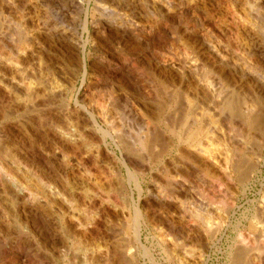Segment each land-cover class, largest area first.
<instances>
[{
	"label": "bare ground",
	"instance_id": "6f19581e",
	"mask_svg": "<svg viewBox=\"0 0 264 264\" xmlns=\"http://www.w3.org/2000/svg\"><path fill=\"white\" fill-rule=\"evenodd\" d=\"M263 165L264 0H0V186L17 209L47 217L70 194L82 241L111 216L115 264L137 260L129 207L136 243L155 221L181 264H207L229 230L230 261L264 264V191L230 223Z\"/></svg>",
	"mask_w": 264,
	"mask_h": 264
},
{
	"label": "rangeland",
	"instance_id": "374dc122",
	"mask_svg": "<svg viewBox=\"0 0 264 264\" xmlns=\"http://www.w3.org/2000/svg\"><path fill=\"white\" fill-rule=\"evenodd\" d=\"M82 19H84V16H82ZM77 32L79 35L83 36L81 29H78ZM90 50L91 48H88V52ZM87 62L90 64L91 60L88 59ZM88 93V89L85 88L82 91V96L83 94L88 95ZM27 142H30L31 145L35 144L34 146H36V141H32L31 143V141L28 140ZM0 171L3 172L2 170ZM63 173L64 172H61L64 177L65 175ZM18 177L19 176L12 175L14 183H19V186L22 183L21 186H23L25 182L21 180V177ZM28 183L27 186H30L29 189L33 188L34 182ZM144 186V188L147 189V187L150 186V181L147 180ZM0 189L2 190V187ZM129 190L132 194H127V197L135 203L140 201L141 208L145 214L148 211L150 212V200L148 194H145L144 191V194H141L140 197V194H137L135 191L134 185L130 184ZM261 191H264V167L260 170V176L251 184L248 194H240V199L235 206L232 217L230 218V223H234L233 226L237 221L242 220L243 217H248V215H250L254 206V201L260 198L261 194L259 193ZM0 192V264H91L89 260L90 257L88 256L92 251L97 252V255L100 254L98 264H115L112 259L114 255L112 250L114 251L115 223L111 216L105 218L96 230L91 228L96 232H93V241L91 239L82 241L78 240L80 239L79 231L73 223L69 222L68 216L64 214L65 211L68 210L66 204L69 203L62 201V199H69L70 194H63L62 197L51 198V213L46 217V215L39 210H35L32 206L26 205L25 207L22 205L17 209L18 205L15 197L13 198L12 195H10L11 197L8 196V193L3 192V190ZM99 195L103 200L119 207H121L122 204H124L123 201H125L124 196H121L119 199L116 197V194H113V196L112 194ZM69 205L72 209L76 208L78 213L84 212L85 206L81 203L72 201ZM14 209L15 212L11 211ZM132 211L133 210H131L130 207L129 209L126 208L127 222L124 220L126 224L123 221L120 224H124L121 225V229L124 227L122 230L123 236L125 235V239L132 242L131 247L127 250H131L134 258L137 259H135L136 262L134 261L133 264H181V259L178 257L176 248H174L176 246H174L173 243L167 244L168 247H163L160 244L163 232L157 229L159 224L155 221L150 220L146 226L144 223V226L140 231V244L136 243L135 223L133 221L134 212ZM16 217L17 219L20 217V221L17 220ZM159 229H161L160 226ZM231 231L232 230L226 231L211 243V249L206 262L207 264H235V260H232L233 262L230 261L227 254V244L231 237L235 236L234 234H231ZM158 243L160 245H158ZM141 244L143 245L142 249ZM163 248H167L170 251L166 253ZM102 255L106 257H102V259ZM167 255L169 260L167 259Z\"/></svg>",
	"mask_w": 264,
	"mask_h": 264
}]
</instances>
